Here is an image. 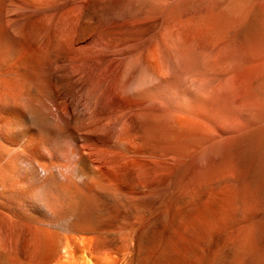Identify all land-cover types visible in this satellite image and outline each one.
Returning <instances> with one entry per match:
<instances>
[{"label": "bare ground", "instance_id": "bare-ground-1", "mask_svg": "<svg viewBox=\"0 0 264 264\" xmlns=\"http://www.w3.org/2000/svg\"><path fill=\"white\" fill-rule=\"evenodd\" d=\"M74 1L0 0V264H264V0Z\"/></svg>", "mask_w": 264, "mask_h": 264}, {"label": "rangeland", "instance_id": "rangeland-1", "mask_svg": "<svg viewBox=\"0 0 264 264\" xmlns=\"http://www.w3.org/2000/svg\"><path fill=\"white\" fill-rule=\"evenodd\" d=\"M56 2H64V0H55ZM88 1V7H89V5H90V1L91 0H75L74 2H75V4H76V6L78 7V8H83V6L86 4V2ZM131 2V0H116L115 2H117V3H115L116 4V8H115V10L118 12H116L115 10H114V13H116L119 17H121V18H123V17H127V16H129V12H128V4ZM120 2V3H119ZM121 4V5H120ZM118 5H119V8L117 9V7H118ZM121 7V8H120ZM63 11H64V8H62L61 10H60V14H59V16L61 17V18H64L63 17V15H64V13H63ZM30 14L32 13L31 11L29 12ZM128 13V14H127ZM139 17L140 18H142L143 17V15H139Z\"/></svg>", "mask_w": 264, "mask_h": 264}]
</instances>
